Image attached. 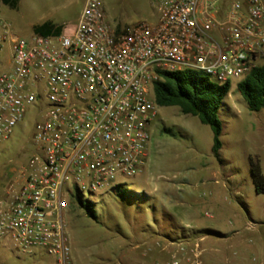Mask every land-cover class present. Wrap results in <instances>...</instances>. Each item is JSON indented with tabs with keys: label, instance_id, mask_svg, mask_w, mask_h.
Masks as SVG:
<instances>
[{
	"label": "built area",
	"instance_id": "built-area-1",
	"mask_svg": "<svg viewBox=\"0 0 264 264\" xmlns=\"http://www.w3.org/2000/svg\"><path fill=\"white\" fill-rule=\"evenodd\" d=\"M153 22L123 28L99 0L57 34H9L0 72V143L29 109L33 151L0 196V241L43 248L71 264L66 215L76 198L111 189L143 170L158 117L160 71L194 70L222 84L264 61V0H152ZM1 4V1H0Z\"/></svg>",
	"mask_w": 264,
	"mask_h": 264
},
{
	"label": "rangeland",
	"instance_id": "rangeland-1",
	"mask_svg": "<svg viewBox=\"0 0 264 264\" xmlns=\"http://www.w3.org/2000/svg\"><path fill=\"white\" fill-rule=\"evenodd\" d=\"M86 0H19L0 4L9 34L28 38L33 26L77 22ZM113 26L153 22L152 0H99ZM10 39L0 35V72L10 67ZM262 63V62H261ZM237 79L219 109L221 148L211 128L176 106L158 107L143 170L119 186L90 194L95 216L79 205L66 215L71 264H264V193L254 189L250 159L264 176V108L248 109ZM38 119L29 109L0 143V196L6 180L33 151ZM0 264H55L43 248L24 253L0 241Z\"/></svg>",
	"mask_w": 264,
	"mask_h": 264
},
{
	"label": "trees",
	"instance_id": "trees-1",
	"mask_svg": "<svg viewBox=\"0 0 264 264\" xmlns=\"http://www.w3.org/2000/svg\"><path fill=\"white\" fill-rule=\"evenodd\" d=\"M1 4L16 8L19 0H0ZM33 33L40 35L57 34L63 27L51 21L33 26ZM231 83L212 81L207 75L194 70L160 71L159 78L153 82V94L158 106H176L183 114L196 116L211 128L213 142L211 151L219 155L222 123L219 118L225 97ZM236 90L241 94L251 111L264 108V61L254 66L250 72L237 81ZM251 176L257 193H264V176L259 164L250 159ZM119 186V185H117ZM115 186V187H117ZM76 205L83 207L87 215L96 218L92 203L77 196Z\"/></svg>",
	"mask_w": 264,
	"mask_h": 264
},
{
	"label": "crops",
	"instance_id": "crops-1",
	"mask_svg": "<svg viewBox=\"0 0 264 264\" xmlns=\"http://www.w3.org/2000/svg\"><path fill=\"white\" fill-rule=\"evenodd\" d=\"M82 10V9H81ZM81 12V11H80ZM79 15H80V13H79ZM78 18H79V16H78ZM78 18H77V20H78Z\"/></svg>",
	"mask_w": 264,
	"mask_h": 264
}]
</instances>
